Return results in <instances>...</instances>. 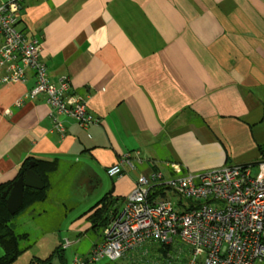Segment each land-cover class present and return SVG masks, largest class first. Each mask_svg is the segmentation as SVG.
Wrapping results in <instances>:
<instances>
[{"label":"crops","instance_id":"obj_1","mask_svg":"<svg viewBox=\"0 0 264 264\" xmlns=\"http://www.w3.org/2000/svg\"><path fill=\"white\" fill-rule=\"evenodd\" d=\"M18 29L40 42L49 80L69 77L98 119L82 129L63 118L61 136L45 98L25 99L33 80L0 82V185L27 159L58 162L47 200L26 217L44 209L62 172L56 186L101 196L71 223L80 239L91 229L84 214L111 191L125 200L140 175L264 160V0H23ZM126 158L123 175L109 177Z\"/></svg>","mask_w":264,"mask_h":264},{"label":"built area","instance_id":"obj_2","mask_svg":"<svg viewBox=\"0 0 264 264\" xmlns=\"http://www.w3.org/2000/svg\"><path fill=\"white\" fill-rule=\"evenodd\" d=\"M22 2L0 0V82L26 85L33 80L25 99L45 98L54 131L61 136L66 132L63 118L89 128L98 119L73 92L69 77L52 83L40 42L18 29ZM124 162L129 158L109 167L107 175L121 177ZM257 166L256 176L251 165L187 173L176 163L170 177L140 175L121 212L103 230L102 242L74 264L118 261L150 245L186 253L185 264H264V160ZM173 252L160 256L174 260Z\"/></svg>","mask_w":264,"mask_h":264},{"label":"rangeland","instance_id":"obj_3","mask_svg":"<svg viewBox=\"0 0 264 264\" xmlns=\"http://www.w3.org/2000/svg\"><path fill=\"white\" fill-rule=\"evenodd\" d=\"M257 172L258 166H253L252 175L256 176ZM62 173H60L55 180V188L50 201L46 203L43 210L37 211L38 215H34L32 218L26 217L23 212L29 209V207L13 219L12 223L17 233H28L30 236L28 242H24L22 247L25 248L31 245V247L19 257L17 264H28L34 257L47 258L53 253V264H61V259L58 253H56L58 248L63 249L62 253L64 255L65 264H74L76 260L89 255L93 246L97 243H101L104 238L102 229H97L96 231L90 229V231H87L80 239H78L79 236L69 230L71 223L75 221L74 219L83 214L84 210H87L96 202V199L101 196H98L96 199H90L89 195H87L86 198H82L87 185L84 187L79 186V182L69 185V183L63 184V182L60 181L59 186H56L58 184V178L61 180ZM104 179V190H108L112 182L109 179ZM89 189H92V187H89ZM66 198L71 199V201L63 203ZM68 203H73L74 205H76L75 203H79L80 206L77 209L79 212L73 213V210L69 209ZM77 210H75V212ZM37 213L35 212V214ZM67 213L68 215L66 216L65 214ZM66 242L70 244L66 245ZM178 246L186 251V248L180 243ZM151 249H154L153 245L149 247L148 250L145 248L138 252L131 251V255H126L118 261L102 259L96 264H144L146 260L149 264H185L188 257L186 253L178 254L173 252L175 259L169 261L160 256L162 253H156ZM146 251H148L147 257L142 258Z\"/></svg>","mask_w":264,"mask_h":264},{"label":"trees","instance_id":"obj_4","mask_svg":"<svg viewBox=\"0 0 264 264\" xmlns=\"http://www.w3.org/2000/svg\"><path fill=\"white\" fill-rule=\"evenodd\" d=\"M261 152L264 155V149L261 148ZM255 165V164H254ZM33 170L44 182L45 188L43 190H34L25 188L24 190V204L22 209L16 214L11 215L7 210L6 198H4V193L11 186V184L18 180L20 174L25 173L27 170ZM58 169V162H47L37 159H27L24 161L19 175L17 178L9 183L0 185V247L6 252V256L0 260V264H17L19 257L29 248L22 247L24 242H28V233H17L15 226L13 225V219L26 208L34 206L39 203H43L47 200V192L50 187L48 183V178L51 174L55 173ZM123 199L114 198L112 196V191L104 195L93 207H91L84 215H88V221L91 225V230L96 231L97 229L104 230L113 218L118 215L119 204H124ZM152 246V245H150ZM156 253H162L167 255L172 253L174 249L172 246L165 245H153ZM63 249L58 248L56 253H58L61 259V264H65V259L63 255ZM54 254V253H53ZM53 254L47 258L34 257L28 264H53L52 258ZM147 256H142L146 258ZM144 264H149L146 260Z\"/></svg>","mask_w":264,"mask_h":264},{"label":"water","instance_id":"obj_5","mask_svg":"<svg viewBox=\"0 0 264 264\" xmlns=\"http://www.w3.org/2000/svg\"><path fill=\"white\" fill-rule=\"evenodd\" d=\"M25 188L41 191L45 188V184L31 169L20 174L19 179L14 181L3 195L4 198H6L7 210L13 216L16 215L23 207ZM5 256L6 252L2 247H0V260H2Z\"/></svg>","mask_w":264,"mask_h":264}]
</instances>
